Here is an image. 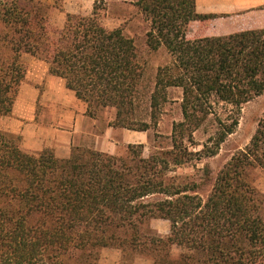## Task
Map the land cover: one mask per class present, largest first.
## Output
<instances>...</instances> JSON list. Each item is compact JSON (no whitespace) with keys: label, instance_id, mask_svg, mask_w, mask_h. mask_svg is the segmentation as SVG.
<instances>
[{"label":"trees","instance_id":"16d2710c","mask_svg":"<svg viewBox=\"0 0 264 264\" xmlns=\"http://www.w3.org/2000/svg\"><path fill=\"white\" fill-rule=\"evenodd\" d=\"M133 5L148 23V48L162 47L170 58L150 89L132 39L104 24L102 0L87 16L66 13L53 32L49 6L0 0V118L11 114L25 79L22 54L45 62L86 105L87 117L112 108L107 125L114 129L154 130L167 89L181 90L170 144L148 157L142 144L127 145L123 156L81 145L65 159L49 148L32 154L19 135L0 130V264H98L103 248L119 250V264H132L135 255L152 264H264V196L249 182V171L264 172V113L245 148L215 174L205 166L198 182L170 175L196 154L216 155L242 107L264 95V25L189 38L191 22L216 17L197 13L195 0ZM207 121L211 144L189 151ZM155 219L168 222L167 236L150 228Z\"/></svg>","mask_w":264,"mask_h":264},{"label":"rangeland","instance_id":"374dc122","mask_svg":"<svg viewBox=\"0 0 264 264\" xmlns=\"http://www.w3.org/2000/svg\"><path fill=\"white\" fill-rule=\"evenodd\" d=\"M41 3L49 6L48 19L46 28L48 31H55L62 27L65 14H78L87 16L91 13L92 4L94 0H38ZM105 4L106 12L104 24L109 29L121 28L124 34L131 38L136 51L139 62L143 65L145 70V89L152 88V81L159 66H164L170 62L169 55L164 48H159L152 51L146 44V32L148 31V23H146L141 15L138 13L133 3L135 0H102ZM204 22L203 24H205ZM201 28L200 23H195ZM199 24V25H198ZM195 26V25H193ZM198 28L193 27L194 34L187 33L190 38L198 34ZM22 56L24 60L22 59ZM21 60L26 66L25 59L35 58L28 54H22ZM37 59V58H35ZM39 60V59H37ZM181 90L179 88H168L166 91V101L162 103L157 118V127L154 130L141 132V138L135 144H142L143 157H148L151 151L156 148H167L170 144V135L172 126L175 122L181 120L180 112ZM13 109V108H12ZM17 114L20 113L16 105ZM50 107L47 104L44 106L38 103L36 106L37 120L40 118L44 125H49L50 121ZM264 113V95L255 98L249 103L245 104L240 113L238 125L231 135L220 145L216 155L212 157H205L203 154H196L192 156L186 163L179 165L170 172L171 176L183 182H198L203 176V168L208 166L211 175L215 174L236 152L245 148L248 144L252 134L254 133L257 121ZM9 116V115H8ZM11 116V114H10ZM16 116V115H15ZM114 117V110L112 108L100 109L95 118L96 122L93 124L89 121L86 125V130L89 133L102 132ZM89 118V117H88ZM39 119V120H40ZM5 119H3L4 121ZM2 121V122H3ZM1 128V127H0ZM1 130V129H0ZM214 130V125L211 121H207L204 125L193 133L194 145L189 147V151L198 152L202 145L209 142V138ZM2 131H4L2 129ZM5 132V131H4ZM8 133V132H7ZM82 135L80 138L75 137V143L72 146L81 145L84 147L92 146V135ZM12 134V133H11ZM17 135V134H14ZM118 139V137H115ZM21 139V138H20ZM127 145L119 144L117 147L116 156L125 155ZM249 182L264 196V172L260 168H255L249 171ZM210 189L206 186L200 191L202 194ZM149 226L157 234L162 237L168 235L169 224L165 220H151ZM179 249L173 247L171 251L172 257L176 258L179 254ZM120 252L113 248H103L100 250L98 264H119ZM137 260L136 264H152V261L144 256L135 255L133 262Z\"/></svg>","mask_w":264,"mask_h":264},{"label":"crops","instance_id":"0c3cea01","mask_svg":"<svg viewBox=\"0 0 264 264\" xmlns=\"http://www.w3.org/2000/svg\"><path fill=\"white\" fill-rule=\"evenodd\" d=\"M195 7L199 14L216 16L205 24L191 22L187 33L194 34L193 27H196L198 34L195 37L222 36L260 29L264 25V0H195ZM195 23H200L201 28ZM25 62V79L19 87L11 116L0 118V129L19 135L20 147L28 153L37 154L49 148L57 158H68L75 137L88 134L87 123L94 124L96 120L85 115L86 105L75 98L61 78L48 73L45 62L35 58L25 59ZM38 103L50 107L48 126L40 118L37 120ZM16 105L21 108L18 114ZM89 134L93 148L110 155L116 154L119 144H135L141 138V132L108 126L102 132ZM136 263L137 260L133 262Z\"/></svg>","mask_w":264,"mask_h":264}]
</instances>
